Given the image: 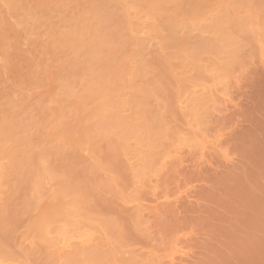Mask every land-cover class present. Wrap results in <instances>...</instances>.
Listing matches in <instances>:
<instances>
[{
  "label": "rangeland",
  "instance_id": "obj_1",
  "mask_svg": "<svg viewBox=\"0 0 264 264\" xmlns=\"http://www.w3.org/2000/svg\"><path fill=\"white\" fill-rule=\"evenodd\" d=\"M6 1L0 151L11 152L0 164L13 171L0 184V255L9 264H264V0H243L252 3L247 13L232 0H153L156 16L150 0H21L24 8ZM98 12L107 21H96ZM205 13L233 18L225 44V30L201 34L204 19H214ZM79 20L101 31L93 49L102 52L90 62L63 41ZM138 24L146 34L137 42L128 30ZM201 40L222 47L194 62ZM105 83L109 97L98 88ZM192 85L229 99L217 98L199 129L176 106ZM214 134L220 149L203 156L174 141ZM44 164L56 175L44 176ZM60 187L71 192L67 206L81 205L71 215L61 216L63 201L51 196ZM54 215L92 229L91 241L58 256L37 238L39 219Z\"/></svg>",
  "mask_w": 264,
  "mask_h": 264
},
{
  "label": "bare ground",
  "instance_id": "obj_2",
  "mask_svg": "<svg viewBox=\"0 0 264 264\" xmlns=\"http://www.w3.org/2000/svg\"><path fill=\"white\" fill-rule=\"evenodd\" d=\"M151 2H147L146 1V5L148 4V5H151V4H153V2H155V1H153V0H150ZM186 1H188V0H186ZM233 2H236L237 3V5L234 3L233 5H236L239 9H242V8H244L245 9V7L247 6L248 7V4H252V3H248L247 4V2L249 1V0H247V2L245 1H243V0H232ZM7 2V4L8 5H10L12 8H16V7H21V8H24V5L21 3V0H7L6 1ZM251 2H253V1H251ZM246 3V4H245ZM262 3V2H261ZM155 4V3H154ZM151 5V7H152V9L150 8V12H149V10H148V13H149V15L151 14L152 16L154 15V16H156L155 14H156V12H157V14L160 12L161 13V11L159 10V9H157V7L155 6V5ZM264 4V1H263V3H262V5ZM148 5H147V7H148ZM190 5H194V4H190ZM260 6V7H264V5L263 6ZM155 6V7H154ZM195 6V5H194ZM194 6H189L190 7V9H189V7H188V10L186 11L187 13H188V11H189V13H190V11L192 10V8L191 7H193L194 8ZM245 6V7H244ZM251 5H249V7H250ZM95 7V6H94ZM93 7V8H94ZM104 7V6H103ZM102 7V8H103ZM196 7H197V9H198V12H200L199 11V9L200 8H198V6L196 5L195 6V10L197 11V9H196ZM247 7H246V9L244 10L246 13H247V11L249 10L250 11V9L251 8H249V9H247ZM96 9H97V7H95ZM94 8V9H95ZM100 8V7H99ZM99 8L97 9V10H99ZM149 8V7H148ZM154 8H156V10H158V11H156ZM159 8V7H158ZM101 9V8H100ZM103 9H105V7L103 8ZM163 8H161V10H162ZM264 9V8H263ZM247 10V11H246ZM101 11V10H100ZM103 12H105L104 10H102ZM163 11V10H162ZM248 11V12H249ZM197 12V13H198ZM209 12V11H208ZM100 12H98V14H97V16H95L96 18H95V20L96 21H98L99 20V18L101 19H103L105 16L102 14V13H100ZM106 13V12H105ZM104 13V14H105ZM186 13V14H187ZM191 13H192V11H191ZM190 13V14H191ZM126 14H128V13H126ZM124 15V16H126L127 17V15ZM190 14H188V15H190ZM211 14L212 13H210V15L208 14V13H205L202 17L204 18L206 15L208 16V17H210L211 16ZM221 14V15H220ZM218 16H214V15H212L211 17L213 18L214 17V19L212 20V19H210L209 20V18H208V20L205 18L204 19V22H205V24H206V27H204L205 29H202L203 31H201V34L203 35V34H205V33H211V32H217V34H220V35H222V33H224V30H225V32H226V30L227 29H225L226 27H225V23H227V22H230V20L231 21H233L232 19V17H231V19H230V17L229 16H227L226 14H222V13H220ZM179 15V14H178ZM192 15H194L193 13H192ZM197 15H199V14H197ZM103 16V17H102ZM172 17L174 18H176L177 17V15L176 16H173L172 15ZM194 17H199V16H194ZM168 18H171V16L170 17H168ZM172 18V19H173ZM248 18V17H247ZM101 19V20H102ZM172 19H170V20H172ZM201 19V18H200ZM237 19H239L242 23H243V21L242 20H244V19H240V18H237ZM246 19V18H245ZM85 20V19H84ZM103 20H105V21H107V17H106V19H103ZM102 20V21H103ZM174 20V19H173ZM176 20V19H175ZM235 21H237L236 19H234ZM102 21H100L99 20V22H101L102 23ZM246 21V20H245ZM244 21V22H245ZM85 22V24H86V21H84ZM98 22V23H99ZM172 23H174V22H172ZM225 24V25H224ZM136 27H134L133 25H131V28L128 30V32L129 33H131L132 34V37H131V39H133V41H137L138 42V40L139 41H142L143 40V36L146 34V31H142V29L141 28H143L142 26H141V28H139V26H140V24H138V25H135ZM146 26V25H145ZM144 26V27H145ZM210 26V27H209ZM88 25H86V26H84V23H83V20H79V21H77V23H75L74 24V30L72 31V32H70L68 35H64L63 36V41L65 42V45L66 46H69V47H75V52L77 53V54H80V55H82L83 56V61H84V63H85V60L87 59H89L87 62H90V59H93L95 56H97V54L98 53H100V52H102L101 50H99V52L97 51V49L98 48H95V49H93L94 47V43H97V44H99L100 42L99 41H97V40H99V38L101 37V31L99 32V34H100V37H99V35H97L98 33H96V34H94V32H88ZM144 30H146L145 28H143ZM87 30V31H86ZM115 30V29H114ZM171 30V29H170ZM173 30V29H172ZM215 30V31H214ZM104 31V30H103ZM174 31V30H173ZM173 31H170V33L169 34H171ZM211 31V32H210ZM228 31V30H227ZM97 32V31H96ZM112 32H116V30L115 31H112ZM175 32V31H174ZM220 32V33H219ZM104 33V34H103ZM105 33H110V31L108 32V30H106L105 32H102V34L103 35H105ZM117 33V32H116ZM116 33H115V35H116ZM228 33H230V32H226V33H224L225 35H227V36H224V35H222L221 36V38L218 40V42L219 41H222V44H225V39H226V37L228 38L229 36V34ZM113 34V33H112ZM119 34V33H118ZM122 34V33H121ZM130 34V35H131ZM173 34H175V33H173ZM111 35V34H110ZM114 35V36H115ZM106 36H109L108 34L107 35H105L103 38V40H105V37ZM171 36H172V34H171ZM170 36V37H171ZM174 36V35H173ZM153 39L151 38V39H148L146 42L145 41H143V42H145V43H150L151 41H152ZM100 41L102 42V38L100 39ZM202 41V42H201ZM201 41H198L197 43H196V45H198V46H196L195 45V49H191V51H192V53H190L189 51H188V46L187 45H185V46H187V50H186V54H187V51L190 53V55L193 57H191V59L193 60V59H195V60H193L194 62L196 61V59H197V54H198V52L200 53V52H202V51H206V50H212L211 48H212V46L215 44L216 46L215 47H217V45H219L218 43L216 44V41H215V43L214 44H212V43H210L209 41L207 42V40H201ZM226 41H227V39H226ZM136 42V43H137ZM224 42V43H223ZM135 44V43H134ZM96 45V44H95ZM138 45V44H137ZM139 47H140V45H138ZM183 46V45H182ZM191 46V45H190ZM220 46H221V44H220ZM219 47V46H218ZM222 47V46H221ZM182 48V47H181ZM192 48H193V46H192ZM214 48V47H213ZM101 49V48H100ZM215 49V51L217 50L216 48H214ZM214 49H213V51H214ZM95 50V51H94ZM97 51V52H96ZM197 51V53L195 54V52ZM181 52H183V50L181 51ZM207 52V51H206ZM194 53V54H193ZM203 53V52H202ZM230 53H232V52H230ZM230 53H229V55H230ZM184 54V53H183ZM182 54V55H183ZM193 54V55H192ZM196 56V58H194L195 56ZM199 57V56H198ZM185 59V58H184ZM188 59H189V57H188ZM99 60H101V59H99ZM198 61V60H197ZM99 63H102V62H99ZM191 63H193L192 61H191ZM92 64V63H91ZM103 64V63H102ZM105 64V63H104ZM104 68L103 69H105V66H103ZM108 67V66H107ZM109 68V67H108ZM195 69H196V67H195ZM215 69V68H214ZM217 69V68H216ZM215 69V70H216ZM108 71H110V69H107ZM106 70V71H107ZM211 71H214V70H211ZM217 71V70H216ZM220 70H218V72H219ZM104 74H105V71L103 72ZM214 73H215V71H214ZM108 74V73H107ZM107 74H105L106 75V78H107ZM104 75V76H105ZM215 75H217V74H215ZM103 75H102V77H104ZM211 76V75H210ZM218 76V75H217ZM101 77V78H102ZM106 78H104V80H103V78H102V80H100V81H102V83H104L106 80H108V79H106ZM219 78V77H218ZM218 78H217V80H218ZM106 79V80H105ZM220 79V78H219ZM212 80H214V79H212ZM216 80V79H215ZM214 80V81H215ZM221 80V79H220ZM219 80V81H220ZM213 81V82H214ZM218 81V82H219ZM107 83H108V86H109V80L108 81H106ZM216 82V81H215ZM217 82V83H218ZM101 83V82H100ZM100 83H99V85H100ZM217 83H214V84H217ZM220 84V83H219ZM104 85H106V83L105 84H103V86H101V87H98V88H102V89H104V90H102L103 92L105 91V93L103 94L105 97H109V95H110V93H111V89H109V88H107V86H104ZM219 86H221V85H219ZM104 87V88H103ZM110 87V86H109ZM102 91H100V92H102ZM221 91V90H220ZM228 92V91H227ZM217 93H219L218 91L217 92H215L214 90H212V89H207L206 87H201V86H196V85H192V86H190V87H188L187 89H184V91H181L180 93H178V95L180 96L179 97V99H177V100H179V101H177V104H176V106H177V108H178V110L181 112V113H184L186 116V118H188L187 120L189 121V122H191V121H193L194 123H196V127L198 126L199 127V125H201V123H200V117H202V115L203 114H205L206 113V111L208 110V109H211V107L212 106H214V104H215V102H216V99L217 98H219L220 97V99L222 100V102H224V101H226V102H228L227 100H229L228 98H227V94L226 93H221V94H219L220 96L218 97V95H217ZM124 94H122V96H123ZM178 98V97H177ZM102 102V101H101ZM135 102V101H134ZM226 102H224V103H226ZM103 103H105V101H103ZM120 103V102H119ZM133 103V102H132ZM118 104V103H117ZM120 105V104H119ZM117 106V107H120V106ZM122 105V104H121ZM114 106V105H113ZM112 106V107H113ZM121 118V117H120ZM119 120V119H118ZM202 120V119H201ZM204 120H202V122H203ZM193 122H191V123H193ZM100 123V122H99ZM118 123H119V121H118ZM120 123H121V121H120ZM119 123V124H120ZM122 123H125V122H122ZM187 123V122H186ZM122 125H124V124H122ZM189 125V124H188ZM191 125V124H190ZM192 125H194V124H192ZM203 125V124H202ZM201 125V126H202ZM124 126H126V125H124ZM193 127V126H192ZM191 127V128H192ZM197 127V128H198ZM138 128V127H137ZM194 128V127H193ZM139 129V128H138ZM199 129V128H198ZM162 134V133H161ZM178 134V133H177ZM180 134V133H179ZM178 134V135H179ZM186 134V133H185ZM184 134V135H185ZM216 135H218V134H216ZM202 136H204V135H202ZM173 137H174V135H173ZM200 137V136H199ZM207 137V138H206ZM204 136L203 138H202V140H201V137H200V143L198 142L199 141V139L198 140H195V142L197 143V144H194L191 140L192 139H190V141L189 140H187L186 138H185V136H183V135H180V136H178V137H174V141L180 146L179 148L181 149V145L182 146H184V147H186V149L188 148V150H189V148H190V150L191 149H193L195 146H196V148H198V154H200V155H202L203 154V152H204V150H208V149H210V151H212V150H216V149H218L220 146H219V140L220 139H218V137H221V136H215V134H214V137H212V138H208L209 136ZM121 141H125V139H127L128 140V138H127V134L126 133H124V134H122L121 135ZM126 140V141H127ZM194 140V139H193ZM122 143H124V142H122ZM183 147V148H184ZM178 148V149H179ZM212 149V150H211ZM220 149V148H219ZM196 150V149H195ZM7 151V150H6ZM9 152H11V150H9ZM9 152H5V151H0V155L1 156H3V155H5V157H2V159L3 158H7L8 157V155L10 154ZM24 151H22V153H23ZM180 152H181V150H180ZM9 153V154H8ZM6 155H7V157H6ZM199 155V156H200ZM203 156V155H202ZM38 158H39V156H38ZM43 158V157H42ZM42 158H41V160H42ZM1 159V158H0ZM37 160H39V159H37ZM1 161V160H0ZM1 163V162H0ZM40 163V162H39ZM41 163H43V162H41ZM23 164V163H22ZM24 165V164H23ZM23 165H21V166H23ZM42 165V164H41ZM45 168H42V166H41V172L43 171V175L44 176H46V175H50L51 174V172H53V175H56V173L53 171V169L50 167V168H48V167H46L45 166V164L43 165ZM13 166L12 165H10V166H8V167H3V165L2 164H0V184H1V182H3V180L5 179V177L6 176H8L9 175V173H11V171H13V170H11V168H12ZM40 167V166H39ZM23 168V167H22ZM21 168V169H22ZM17 169H18V167H17ZM17 169H16V171H17ZM20 170V169H19ZM21 171V170H20ZM51 171V172H50ZM22 172V171H21ZM20 172V173H21ZM36 175H38V173H35ZM42 174V173H41ZM46 174V175H45ZM138 173H136V175H137ZM50 176H52V174L50 175ZM139 176V175H138ZM138 176H136V177H138ZM27 177V176H26ZM35 178V177H34ZM38 179V178H37ZM24 180V179H23ZM38 180L35 182V180L33 179V184H35L36 183V185H34L35 186V192H33V194L34 193H36V195H39V194H37L38 192H39V190H40V186L39 185H37L38 183ZM34 186L32 185V187H33V189H34ZM62 189H64V188H62ZM62 189H61V187L59 188V190H61V191H56L57 192V194H56V196H54L55 194H53L52 193V198H55V197H57L59 200H61V201H63V202H61V203H63V204H61V206H60V208H62V209H59L60 211L61 210H63V212L62 213H60V215L61 216H67V215H71V214H73V213H75L77 210H79V207L81 208V205L79 206V204L78 203H76V202H78V201H76V200H79V198L78 199H75V197L77 196V195H75L74 196V198H73V201H76V202H73L74 204L73 205H71V203H70V205L68 204V206L66 205V203L64 202L66 199H68V197L70 196V194H71V192H69V190L68 191H66L65 189L62 191ZM42 190V189H41ZM33 191V190H32ZM1 193V192H0ZM72 194H73V192H72ZM72 197H73V195H72ZM81 199L83 200V198L81 197ZM57 200V199H56ZM81 203V202H80ZM82 203H83V201H82ZM78 204V205H77ZM60 205V204H59ZM62 205H63V207H62ZM66 206V207H65ZM51 210V209H50ZM56 214H58V213H56ZM63 214V215H62ZM51 216V215H50ZM55 216V215H54ZM54 216H52L51 218H54L53 220H50V218L49 219H44L43 217L42 218H40L39 220V224H40V233H39V235H38V227L36 228V233H37V235H38V237L37 236H35V237H37V238H40V239H38V240H42V241H47V242H49V244H50V246L49 247H52V248H54V250L56 251V254L59 256L60 254H62V253H67L68 251H71L72 249H73V247H77V246H82V245H84V244H86L87 242H89V241H91V239H92V233H93V231H92V229H84L82 226H79L78 224H73L74 225V227H70V225L65 221V220H60V219H62L63 217H58V215H56L55 217ZM45 217H46V215H45ZM57 217H58V219H57ZM91 221V220H90ZM57 224L58 226L57 227H55L54 229H52V225L53 224ZM91 224H92V222H91ZM32 237V236H31ZM26 240V239H25ZM176 242L177 241H175L174 243V247H173V242H172V244H171V249L172 250H170V253H168L165 257H167V259H170V260H172L173 259V257L175 256L174 254H176ZM178 243V242H177ZM179 246V245H178ZM173 247V248H172ZM178 249H179V247H178ZM180 252H181V250H179ZM179 251H178V254H179ZM56 255V258H59L58 256ZM61 258V257H60ZM175 258V257H174ZM174 260V259H173ZM8 260H6V259H4L3 258V256H1L0 255V264H9V263H12V262H7ZM74 263V262H73ZM72 263V264H73ZM99 264H101V262H98ZM75 264V263H74Z\"/></svg>",
  "mask_w": 264,
  "mask_h": 264
}]
</instances>
